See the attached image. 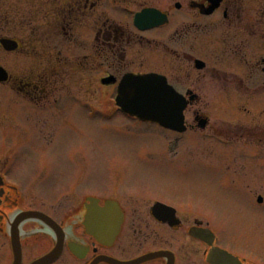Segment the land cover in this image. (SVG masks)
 Returning a JSON list of instances; mask_svg holds the SVG:
<instances>
[{"label": "flooded vegetation", "instance_id": "af4514ba", "mask_svg": "<svg viewBox=\"0 0 264 264\" xmlns=\"http://www.w3.org/2000/svg\"><path fill=\"white\" fill-rule=\"evenodd\" d=\"M12 3L0 124L25 142L0 143V264H264V0ZM129 74L183 96L180 126L99 104ZM98 109L123 148L106 170L34 166L32 140Z\"/></svg>", "mask_w": 264, "mask_h": 264}, {"label": "rangeland", "instance_id": "374dc122", "mask_svg": "<svg viewBox=\"0 0 264 264\" xmlns=\"http://www.w3.org/2000/svg\"><path fill=\"white\" fill-rule=\"evenodd\" d=\"M33 6H38L41 0H31ZM12 0H1L0 6V23L4 26L3 35H10L9 31L12 24L11 17H13ZM7 18L6 20H4ZM15 55L1 51L0 64L9 71L13 70V64L15 61ZM4 87L1 86V90ZM108 100L110 101V97ZM100 97V96H99ZM100 97L99 104L109 103L107 99ZM107 98V97H106ZM111 102V101H110ZM109 110H100L96 112V116L92 120L86 119L84 115L77 112L72 123L75 126H67L60 133L59 138L52 140V143L47 145L42 141H37L36 138L32 140V151L34 166H48L53 167L56 171L66 172L71 168L81 169V172L85 174L101 173L103 169L108 167L107 157L111 155L115 150H122L116 138L111 136V130L106 114ZM115 119H124V117L117 115ZM11 141L25 142L19 138L9 125L0 124V143L2 145L6 142L7 145ZM81 154V164L74 162H67L63 160V157H74V155ZM55 157L56 160H52ZM80 172V171H79Z\"/></svg>", "mask_w": 264, "mask_h": 264}, {"label": "water", "instance_id": "95a60500", "mask_svg": "<svg viewBox=\"0 0 264 264\" xmlns=\"http://www.w3.org/2000/svg\"><path fill=\"white\" fill-rule=\"evenodd\" d=\"M6 50L12 49L10 42H3ZM4 78L2 69L0 68V79ZM158 80L153 77L129 78L121 85V93L117 99V103L132 116L135 115L144 120L175 122L181 118L182 109L173 108L170 110L163 109L160 103H178L176 95L166 89H158ZM170 120V121H169ZM174 125V124H173ZM103 216L98 212L90 211L88 219L90 225H95L96 230L93 234L98 240H103L110 234L111 225L103 222ZM108 226V227H107ZM116 226V225H115ZM117 229V227H115ZM49 256L39 261V264L47 262ZM35 263V264H38Z\"/></svg>", "mask_w": 264, "mask_h": 264}]
</instances>
